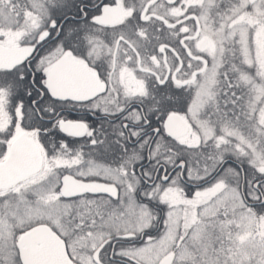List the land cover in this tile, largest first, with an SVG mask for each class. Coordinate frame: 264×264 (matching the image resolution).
Returning a JSON list of instances; mask_svg holds the SVG:
<instances>
[{
	"label": "snow or ice",
	"instance_id": "6c2138e0",
	"mask_svg": "<svg viewBox=\"0 0 264 264\" xmlns=\"http://www.w3.org/2000/svg\"><path fill=\"white\" fill-rule=\"evenodd\" d=\"M0 264H264V0H0Z\"/></svg>",
	"mask_w": 264,
	"mask_h": 264
}]
</instances>
